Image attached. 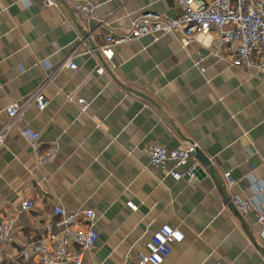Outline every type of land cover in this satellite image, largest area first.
Wrapping results in <instances>:
<instances>
[{"label": "crops", "instance_id": "crops-1", "mask_svg": "<svg viewBox=\"0 0 264 264\" xmlns=\"http://www.w3.org/2000/svg\"><path fill=\"white\" fill-rule=\"evenodd\" d=\"M63 1L76 12L80 0ZM87 1L96 7L97 19L76 14L85 29L98 28V47L147 13L173 18L181 13L175 0ZM108 19V26L98 27ZM81 41L71 15L58 3L43 9L40 0H0V127L7 107L33 94ZM113 52L112 60H105L116 79L161 107L212 161L232 199H250L255 184L264 187V79L233 67L232 54L218 37L187 48L174 35L156 43L145 37ZM199 56L205 58L204 74L195 65ZM75 63L76 72L62 69L46 88L48 106L30 107L1 149L0 222L13 217L15 228L0 264H39L35 255L22 252L44 234V221L56 205L97 214L99 238L82 264H139L138 254L146 253V243L163 225L185 236L163 264H264L209 177L175 181L150 162V145L188 146L158 110L121 88L108 71L97 73L101 66L93 52ZM20 128L38 132L41 146H57L58 156L38 165ZM25 200L36 201L37 210L24 211ZM244 218L260 240L256 214Z\"/></svg>", "mask_w": 264, "mask_h": 264}, {"label": "built area", "instance_id": "built-area-1", "mask_svg": "<svg viewBox=\"0 0 264 264\" xmlns=\"http://www.w3.org/2000/svg\"><path fill=\"white\" fill-rule=\"evenodd\" d=\"M43 9L56 6L55 0H40ZM181 13L173 18L164 13H147L131 22L122 34L109 36L100 45L104 58L109 61L114 56L113 49L118 45L127 44L148 37L152 43L162 37L174 35L187 48L191 43H204L208 39L218 37L232 54L231 65L244 70L250 77L261 76L264 79V0H175ZM80 16L96 20L97 12L87 0H80L75 5ZM109 19L99 21V28L109 25ZM98 30V28H97ZM96 30V31H97ZM84 41L76 46L64 63L53 71L47 79L23 102H13L7 109V121L0 127V152L6 138L20 127L25 113L30 107L44 110L48 106L45 96L46 88L54 81L62 69L74 72L78 67L75 59L84 53ZM85 48V47H84ZM205 58L198 57L195 65L204 74ZM45 67L48 69L45 65ZM99 68L97 73L102 74ZM72 102L73 97H68ZM22 137L34 151L38 165L50 164L59 154L57 146L43 148L39 142L40 134L30 128H20ZM150 162L166 177L181 181L187 177L195 178L200 164L192 157L191 148L168 150L160 144L150 145L147 149ZM230 181V176L226 175ZM255 186V194L250 199L234 197L233 202L239 213L246 217L254 212L260 228V241L264 243V187ZM38 203L25 200L22 209L28 212L37 210ZM127 206L137 211V206L129 202ZM97 214L91 209L69 210L56 205L44 221V234L37 241L30 242L22 254L27 257L33 254L39 264H82L84 255L95 249L99 233L96 228ZM15 219L10 217L0 222V263L4 259V248L12 241ZM184 234L178 228L163 225L146 243V253L138 254L139 264H163L171 255L173 247L182 243ZM74 247V251L70 249ZM216 264H223L218 262Z\"/></svg>", "mask_w": 264, "mask_h": 264}, {"label": "water", "instance_id": "water-1", "mask_svg": "<svg viewBox=\"0 0 264 264\" xmlns=\"http://www.w3.org/2000/svg\"><path fill=\"white\" fill-rule=\"evenodd\" d=\"M59 5L63 6L71 15L75 25L77 26L79 32L81 33L82 40L85 42L86 46L95 54V56L100 61V66L108 71V73L111 75V77L114 79V81L124 90L144 99L145 101L149 102L151 105H153L158 112L163 116L164 119L168 121V123L172 126V128L185 140L187 143V147L191 148V155L192 157L200 164V167L197 169L196 172V178L199 179V181L205 180L207 177H209L216 188L221 193L224 202L228 206V208L236 215L238 220L240 221L244 231L247 233L250 241L252 244L259 250V252L264 256V246L262 242L256 237V235L253 233V230L248 225L247 221L245 220L244 216H242L236 206L234 205L232 197L228 193L227 185L225 179L221 176V174L217 171L215 166L213 165L212 161L198 148L195 146L194 142L192 140L187 139L182 133L177 129V127L174 125V123L165 115V113L162 111L161 107L150 97L145 95L144 93L137 91L131 87H128L127 85H124L120 83L116 77L112 74L110 71L109 65L106 62L104 56L102 55L101 51L99 50V47L94 39V35L97 33L96 29L92 32L90 30L85 29V27L82 25L81 20L77 16L76 12L69 9V7L66 5V3L63 0H55ZM98 71V70H97Z\"/></svg>", "mask_w": 264, "mask_h": 264}]
</instances>
